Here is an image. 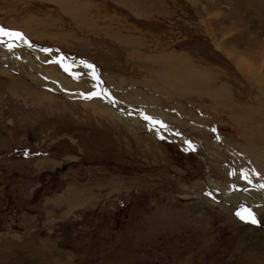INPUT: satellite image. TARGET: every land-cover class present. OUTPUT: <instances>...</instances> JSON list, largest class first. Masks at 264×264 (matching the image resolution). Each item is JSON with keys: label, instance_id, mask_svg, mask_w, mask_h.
I'll list each match as a JSON object with an SVG mask.
<instances>
[{"label": "rangeland", "instance_id": "374dc122", "mask_svg": "<svg viewBox=\"0 0 264 264\" xmlns=\"http://www.w3.org/2000/svg\"><path fill=\"white\" fill-rule=\"evenodd\" d=\"M15 34L61 52L29 55L68 90L101 97L74 78L92 72L125 95L167 91L146 103L167 114L156 123L219 159L153 138L139 119L138 133L1 49L0 264H264V204L206 182L230 183L222 160L247 176L246 146L264 156V0H0V38Z\"/></svg>", "mask_w": 264, "mask_h": 264}, {"label": "bare ground", "instance_id": "6f19581e", "mask_svg": "<svg viewBox=\"0 0 264 264\" xmlns=\"http://www.w3.org/2000/svg\"><path fill=\"white\" fill-rule=\"evenodd\" d=\"M5 36H6L5 34L2 35V37L6 39L7 36L6 37ZM16 36L18 38L17 39H12L13 41H11V42H13V43H11L8 40H3V39L1 40V38H0V45L1 44H4V43H8L9 44V45H6V46H0V54L1 55H8V53L6 51H1V49L2 50L7 49V51L8 50H11L10 51L12 53L11 59L16 60V62H18L19 64L21 63V65L25 62L27 64L28 63H30V64L32 63L33 66H37L36 63L34 62V60L30 58L29 53L30 52H34L35 54L40 55V54H43V53L48 52L49 50H52V49H50L48 47H42V46H39V45L32 46L30 43L29 44L27 43L28 41H26V39H22L21 40L22 43H21V41L19 40V38L21 39V36L20 35H16ZM24 49H26V50H24ZM52 51L53 52H56V53H61L56 48L53 49ZM59 58L61 59L62 64L66 67V68L64 67L66 69V71L67 70L69 71L70 68L72 67V64H74V63H72L71 61H69L62 54L59 55ZM37 67L42 72L41 73L42 75L38 76V78H40V80H41V83L46 84L47 86H49V87H51L53 89L59 90L63 95L70 96V97H73V98H80L84 102L91 101L89 103H93L96 106L99 105V107L104 108L105 110L108 109L110 114H112L114 116H115V114H118L122 122H124L125 124L128 123L129 127L136 129L138 133L142 132V134H144L146 132V130L144 129V126L141 125L138 122L137 119H139L142 123H144V124L146 123L149 128H153V129H156L157 130V131L156 130L153 131V135H152L153 138H159V139L160 138H165V139H169V140H175L178 143H180L182 146L184 145L187 150H191V151H193L192 149H194L195 148V145H197L198 148L203 149L205 151V154L207 156L206 158L208 160L214 161L215 163H216V160L218 161L219 158L217 156H218V151L219 150L216 151L215 149H209L208 148V151H207L205 149V148H207L206 147V143H202L200 140H197L195 138H192V139L186 138L187 137V136H185L186 134H184L182 132L176 133V132L170 130L168 128V126L163 125V122L162 123L161 122L160 123H156V120L153 117L154 115L159 114V115H162L163 118H164V116L165 117L167 116V114L165 112H162V110L158 107L161 103H164V102L168 101L171 98L167 94L168 93L167 91L154 92L153 90H151V92L149 93L148 90H146V88H145L144 91L147 92L146 93L147 96H144L142 94H139L138 93V90L137 91H134V90L131 91V95H129V94L128 95L127 94L125 95V94L121 93L122 92V90H121L122 86L120 84H115V85H111L110 84V85H108V83L106 82V80H104V78L102 76H99L98 75L99 76L98 77L97 74H95V73L89 72L88 73V77L86 79H84L83 77L80 78V77L76 76L73 73L75 75L74 78H79L82 81L86 80L84 82H86V83H88L90 85L92 83V82H90V80L94 81V84L95 83L97 84V87H95V88H97L96 89V92H99L98 95H100L101 97H96V94H94L95 92L92 94L91 89L90 88H86L85 86L80 87V89H78L76 91L68 90V88H67L68 86L66 87V85H69V83L74 85L76 83L73 82L70 78L68 79V77H64L63 74L61 73V71H59L58 69L56 70L54 68V65H52L50 67H48L46 65L45 68L44 67H41V66H37ZM41 68H44V69H41ZM86 75H87V73H86ZM94 84H92V86ZM102 84H103V87L101 88ZM259 85H261V84H259ZM62 86L63 87L65 86L66 88H63ZM163 86H165V85H163ZM148 93H149V95H148ZM155 95H156V97H155V103H158V104L160 103V104L158 106H156V105H150V104H147L146 105L147 102L151 101L152 96H155ZM87 96H89L90 98H88ZM102 96L109 103V105L106 104V103H104V101H103L104 99H102ZM253 96H255V95H253ZM174 98H176V97H174ZM136 106L137 107L138 106L145 107L144 109H146V113L149 112V115H151V116L153 115V116L152 117L151 116H148V115L147 116L146 115L144 116V115H142L144 113L140 114V112H139L140 110H138V111L135 110L134 107H136ZM154 110L157 111V112L154 113L153 112ZM180 120H181V117H180ZM188 121H190V120H188ZM146 124H145V126H146ZM160 136H163V137H160ZM191 140H193V141H191ZM210 143L215 144L213 142H210ZM222 143H224L223 146H225V148H229L228 147V141L224 137H223V142ZM213 146L216 147V149L217 148L220 149V146L218 144L217 145L215 144ZM241 150H243L244 157L250 162V164L253 165V167H252L251 170H248V169L245 170L247 176L246 175L244 176L243 173L242 174L240 173V171L244 167H242L240 170L237 169V168L234 169L235 167L229 161L222 160L221 162L219 161L220 167H222L223 164H224V167H226V171H229V169L232 171V178H231L232 180L231 179H230L231 181L229 180L230 181V183H228L229 186L228 185L226 186L227 183L226 184L225 183L224 184H221V183H218V182H213L209 178H207L206 182H209V184L211 183L214 187H220V186L222 187V186L225 185V188H224L226 190L225 191V195L227 196V198L232 199L234 201V203H236V202H238L239 200L242 199L246 203H249V204H252V205H256V206L258 205L259 206L260 204H264V160H263L264 159V156L260 152L258 153L256 150H253L252 148H248L247 146L244 149L242 148ZM215 153L217 155H214ZM39 160L40 161H44L42 159H39ZM224 167L222 169H224ZM247 177H249V178H247ZM247 182L248 183L251 182V184H248L249 186L248 185L246 186V183ZM253 183H256V184H253ZM243 185H245L246 188L244 190L241 189L242 192L240 193V191H239L238 188H241V186H243ZM232 187H233L234 190L231 191V188ZM76 200H79V199H76ZM71 201H73V200H71ZM71 201H69V202H71ZM76 203H79V205H80V201H76ZM68 208L71 209L72 208V205L69 204L68 205Z\"/></svg>", "mask_w": 264, "mask_h": 264}, {"label": "water", "instance_id": "95a60500", "mask_svg": "<svg viewBox=\"0 0 264 264\" xmlns=\"http://www.w3.org/2000/svg\"><path fill=\"white\" fill-rule=\"evenodd\" d=\"M30 44H31L32 46L37 45V44H35V42H34V43H31V42H30ZM48 47H49L50 49H52V50L55 49L54 47H50V46H48Z\"/></svg>", "mask_w": 264, "mask_h": 264}]
</instances>
